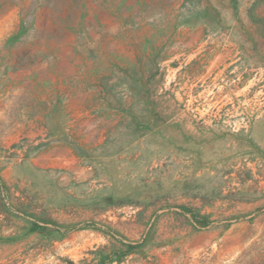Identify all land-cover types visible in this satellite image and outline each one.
Here are the masks:
<instances>
[{"label":"rangeland","instance_id":"obj_1","mask_svg":"<svg viewBox=\"0 0 264 264\" xmlns=\"http://www.w3.org/2000/svg\"><path fill=\"white\" fill-rule=\"evenodd\" d=\"M0 264H264V0H0Z\"/></svg>","mask_w":264,"mask_h":264}]
</instances>
